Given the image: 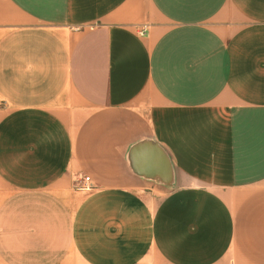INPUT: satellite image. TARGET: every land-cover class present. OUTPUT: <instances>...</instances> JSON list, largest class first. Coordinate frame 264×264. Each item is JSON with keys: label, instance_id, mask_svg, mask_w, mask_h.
<instances>
[{"label": "crops", "instance_id": "1", "mask_svg": "<svg viewBox=\"0 0 264 264\" xmlns=\"http://www.w3.org/2000/svg\"><path fill=\"white\" fill-rule=\"evenodd\" d=\"M0 264H264V0H0Z\"/></svg>", "mask_w": 264, "mask_h": 264}, {"label": "built area", "instance_id": "2", "mask_svg": "<svg viewBox=\"0 0 264 264\" xmlns=\"http://www.w3.org/2000/svg\"><path fill=\"white\" fill-rule=\"evenodd\" d=\"M141 33L144 34L145 29H142ZM81 187H85V188H91L92 187L90 175H85L83 177V183H82Z\"/></svg>", "mask_w": 264, "mask_h": 264}, {"label": "rangeland", "instance_id": "3", "mask_svg": "<svg viewBox=\"0 0 264 264\" xmlns=\"http://www.w3.org/2000/svg\"><path fill=\"white\" fill-rule=\"evenodd\" d=\"M92 26V24H86V25H80V26H78L77 27V29H83V28H85V27H91Z\"/></svg>", "mask_w": 264, "mask_h": 264}]
</instances>
